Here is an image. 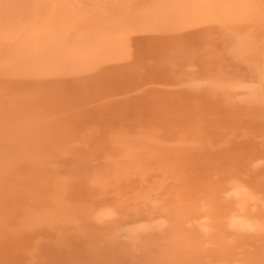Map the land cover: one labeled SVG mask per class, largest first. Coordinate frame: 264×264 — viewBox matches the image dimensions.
Instances as JSON below:
<instances>
[{
	"label": "bare ground",
	"instance_id": "6f19581e",
	"mask_svg": "<svg viewBox=\"0 0 264 264\" xmlns=\"http://www.w3.org/2000/svg\"><path fill=\"white\" fill-rule=\"evenodd\" d=\"M36 5L0 23V264H264V0Z\"/></svg>",
	"mask_w": 264,
	"mask_h": 264
},
{
	"label": "rangeland",
	"instance_id": "374dc122",
	"mask_svg": "<svg viewBox=\"0 0 264 264\" xmlns=\"http://www.w3.org/2000/svg\"><path fill=\"white\" fill-rule=\"evenodd\" d=\"M31 1L32 2L34 1L33 2L34 4L33 3L31 4ZM38 1L39 0H28V2H27V0H0V20H1L0 23L1 24H4V25L9 24V23H7V21L10 22V19H12V21H14L15 20L14 17H16V20L18 21V17H19L18 16V13L20 12L18 9H21V12L19 13V15H21V13H23V11H24V14L22 15L21 18L19 17V19L20 20L23 19L22 21L28 20L33 15V12L32 11L35 8L34 6L36 4L38 5ZM29 3L31 5H29ZM24 5H27L28 8L26 6L24 7ZM20 6H23L25 10L23 9V7L20 8ZM30 7H32V8H30ZM26 12H27V14H26ZM14 13H16L17 15L14 14ZM11 23H13V22H11ZM13 27H14V25H13Z\"/></svg>",
	"mask_w": 264,
	"mask_h": 264
}]
</instances>
